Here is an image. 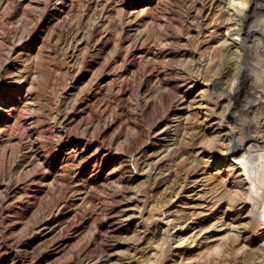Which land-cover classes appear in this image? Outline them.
Wrapping results in <instances>:
<instances>
[{"label": "rangeland", "instance_id": "1", "mask_svg": "<svg viewBox=\"0 0 264 264\" xmlns=\"http://www.w3.org/2000/svg\"><path fill=\"white\" fill-rule=\"evenodd\" d=\"M239 6L0 0V264H264L234 153L264 135V1Z\"/></svg>", "mask_w": 264, "mask_h": 264}, {"label": "bare ground", "instance_id": "2", "mask_svg": "<svg viewBox=\"0 0 264 264\" xmlns=\"http://www.w3.org/2000/svg\"><path fill=\"white\" fill-rule=\"evenodd\" d=\"M237 1H239V0H237ZM263 1L264 0H261V2H260V0H240V2L243 4V6L244 7H250L249 9V11L247 12V13H245V14H243V15H241V13L240 12H242V11H239V7H243V6H239V7H237V8H234L236 11H239V15L240 16H236L237 18H235L234 19V27H235V24L237 25V24H241L242 25V22L243 23H245V21H246V19H249V18H251L252 16H254V15H257V13L260 11V6H262V3H263ZM244 7H243V9H244ZM230 8V7H229ZM233 9V8H232ZM240 10H241V8H240ZM234 11V10H233ZM261 12V11H260ZM235 15H236V12L234 13ZM233 15V14H232ZM235 15H234V17H235ZM260 15V14H259ZM259 17V16H258ZM260 18V17H259ZM251 20H253V19H251ZM247 22V21H246ZM249 22H250V20H249ZM248 22V23H249ZM246 24V23H245ZM230 25V24H229ZM252 24H250V26L248 27V28H246V31H247V33H248V36L250 35V34H252V35H255L256 33H261V34H263L264 35V23H261V24H258V25H255V26H251ZM233 26V25H232ZM237 27V26H236ZM233 28V27H232ZM234 29V28H233ZM240 26L239 27H237V30H236V28H235V30L236 31H238L237 33H240ZM234 30V31H235ZM235 31V32H236ZM233 34V33H232ZM260 34V35H261ZM251 36V35H250ZM251 65H253V64H251ZM254 66V65H253ZM252 66V67H253ZM243 69H241L240 71H239V75H241V79L242 80H246V79H248V73H246V68L248 67V68H251V66H246V64H244L243 63ZM240 79V78H239ZM258 85H264V74L263 75H261L259 78H258ZM256 84V85H257ZM255 85V87H257ZM253 85H252V87H250V90H249V92H250V94L252 95V93H256V92H258L259 90L257 89V88H255ZM238 88H239V86L237 85H235V88L233 87V90H231L230 92H229V90H228V92H229V95L230 96H234V94L233 93H237V90H238ZM248 91V90H247ZM246 94H248V92L246 93ZM262 95L261 96H264V92L263 93H261ZM236 96V95H235ZM229 98V97H228ZM234 98V97H233ZM262 98V97H261ZM232 99V98H231ZM252 99V98H251ZM260 101H261V99L259 98V97H254V99L252 100V101H249L250 102V104L249 105H245L246 107H244V111H243V113L245 112V113H253V114H255L256 113V111H257V109H258V107H257V105L260 103ZM229 104V103H228ZM231 105V104H230ZM233 106H234V104H233ZM262 106V105H261ZM227 107H229V106H227ZM226 110H228V109H226ZM232 111V110H231ZM233 112V111H232ZM226 114V113H225ZM220 115V114H219ZM218 115V116H219ZM222 116V115H221ZM224 116V115H223ZM234 116V115H233ZM224 118V117H223ZM235 118V117H234ZM257 118V117H256ZM220 119V118H219ZM231 121V120H230ZM225 123V122H224ZM228 123V122H227ZM252 125H254V127H258L259 128V121H258V119H255V121H254V123L252 124ZM249 127L251 126V125H248ZM234 127V126H233ZM253 127V126H252ZM232 128V127H231ZM235 128V127H234ZM261 128V127H260ZM259 128V129H260ZM254 129V128H253ZM258 129V130H259ZM232 130V129H231ZM236 130V129H235ZM234 130V131H235ZM250 132H252V131H250ZM249 132V133H250ZM259 132V131H258ZM254 133V132H253ZM260 133V132H259ZM229 134H230V131H229ZM234 138V137H233ZM236 140V139H235ZM232 143V142H231ZM235 143V142H234ZM237 147H236V150L234 151V153H235V155H236V157H237V159H240V158H243V160H242V167H243V169H245L246 170V175H247V177H249V179H251V180H254L255 179V181H256V178H257V180H258V178H260L261 179V181H262V183L260 182V184H262L261 186L262 187H258V188H255V187H253V188H250L251 190H250V194L252 195V198H253V204H252V206H253V208L254 207H257L256 205H259V204H261L262 202H264V156L261 158V159H263V162H260L259 164H257V166L255 167V170H253V168H254V164H251V163H248V158H251L252 157V155H253V153H252V151H257V152H259V153H261L262 151H264V135L263 136H260V137H255V136H253V135H251V134H248L247 133V135L246 136H244V138H240L239 137V139H237ZM236 144H235V146H236ZM251 145V146H250ZM251 151H250V150ZM249 150V151H248ZM258 155V154H257ZM262 155H260L259 157H261ZM258 157V156H257ZM260 159V158H259ZM255 160V159H254ZM257 161H258V159H257ZM262 161V160H261ZM259 162V161H258ZM257 163V162H256ZM187 168V167H186ZM248 182V181H247ZM250 182V181H249ZM252 182V181H251ZM252 185V184H251ZM246 190V189H245ZM263 205V204H262ZM261 205V206H262ZM263 209V208H262ZM261 210V209H260ZM258 211H259V209H258ZM264 211V210H263ZM254 212H256V210H254L253 209V213ZM257 214V213H256ZM258 214H260V213H258ZM257 214V215H258ZM264 214V212H262V215ZM254 215V214H253ZM255 216V215H254ZM263 217H264V215H263ZM254 218V217H253ZM263 223H264V219H263ZM48 230V229H47ZM169 236H170V234H169ZM166 255L167 254H165L164 255V257H166ZM258 262V261H257ZM22 263V262H21ZM242 264H256V263H254V261H250V262H243Z\"/></svg>", "mask_w": 264, "mask_h": 264}]
</instances>
